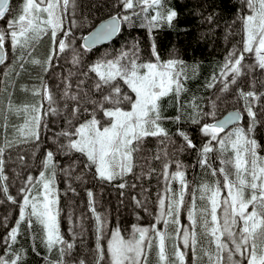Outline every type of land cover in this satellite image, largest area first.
I'll list each match as a JSON object with an SVG mask.
<instances>
[{"label": "snow or ice", "instance_id": "snow-or-ice-1", "mask_svg": "<svg viewBox=\"0 0 264 264\" xmlns=\"http://www.w3.org/2000/svg\"><path fill=\"white\" fill-rule=\"evenodd\" d=\"M111 7L112 12L107 18L87 35L78 37L74 30L83 28L88 19L78 17V0H21L17 15L12 19H6L12 13L11 0H0V20H5L7 25L6 28L0 27V64L5 63L10 44L11 49L19 53L16 61L23 69L27 57L33 55L34 43L47 35L51 47L46 59L33 58L30 62L41 66L45 73L62 59L69 65L67 74L61 76L62 87L57 85L60 88L58 97L42 78L40 87L32 89L34 96L41 97L35 104L16 106L9 93L4 110L5 124L0 127H7L8 112H23L25 125L18 130L22 133L19 141H9L5 135L0 146V204L11 202L19 209L18 218L11 227L8 216L0 218V227L7 231L0 237V264H23L26 250H16L15 245L22 234V226L30 232L34 224L42 228V243L47 251L55 250L58 254V258L49 260L48 264H69L74 243L64 238L59 227L60 210L55 207L58 204L55 190L58 172L69 180H81L82 176L74 173L82 168L101 183L123 181L138 166L137 159L148 163V158L140 155L148 137L157 138L160 145L152 159L161 162L160 175L164 179L163 192L157 194L159 212L156 216V222H162L164 229H158L156 224L149 227L133 224L131 235L125 238L117 226L111 230L105 249L101 241L107 220L96 211L94 194L88 190V208L96 221L95 264H147L153 249L158 264H186L189 251L192 264H202L205 257L207 264H264V156L259 155L261 145L253 135L258 124L264 126V119L258 118V111L254 110L264 98V91L256 90L255 79L257 68L264 74V0H241V9L246 7L251 13L239 16L244 33L241 47H234L227 53L219 76L213 73L207 84L212 88L218 82L219 91L227 93L230 86L238 85L242 77L253 76L251 90L244 91L239 87L236 90L237 99L244 102L243 112L237 109L223 119H217L215 100L210 111H204L195 98L189 105L192 112L187 119L199 126L206 140L199 150L179 127L175 135L182 138V143L177 145L162 126L165 119L177 125L182 120L184 105L180 103V96L187 91L183 84L188 78L187 65L175 55L161 60L154 32L165 26L174 28L178 11L168 0H112ZM204 22L214 23V14L204 17ZM125 26L147 30L150 41L148 60H142L140 41L134 39L118 54L106 53L93 63L85 64L86 53L121 34ZM77 40L82 41L79 46ZM253 53L254 62L246 64L247 55ZM91 74H94L93 82L85 89ZM4 75L9 74L5 72ZM259 86L264 88V80L259 81ZM169 94L175 95L180 113L172 118L162 115L160 103ZM259 112L264 115V105L260 106ZM243 113L249 120L247 128L235 125L229 128L230 124L242 119ZM49 116L61 117L64 127L53 133L51 146H44L42 131L48 130ZM208 118L211 122H207ZM18 145H31L33 158L42 146L43 150L38 176L28 174L22 178L17 194L13 195L10 191L13 180L6 174L7 160L10 159L6 152ZM169 145L173 147L170 149ZM216 145H219L218 149ZM229 150L230 154L225 156ZM186 151H196L197 164L209 170L213 177L222 176V180L200 186V199L205 201L202 208L195 207L193 193V205L188 210L190 223L181 225L180 208L184 204L188 183L185 165L174 157ZM214 152L220 158L219 168L211 163L210 154ZM59 157L68 158V165H61ZM17 159L23 163L25 157L18 155ZM170 165L175 166V171L169 170ZM155 172L156 169L150 168L141 175ZM14 175L21 179L20 173ZM172 181L179 182L178 192L173 191ZM116 187L125 189L128 185L121 182ZM222 189L227 190L223 197ZM68 190L75 192L71 184ZM132 199L138 207L148 211L141 200L135 196ZM68 219L71 223V214ZM169 227L174 231H169ZM173 238L181 243H174V250L169 255L166 242ZM201 241H205L207 247ZM32 250L36 251L34 245ZM78 264L88 262L80 259Z\"/></svg>", "mask_w": 264, "mask_h": 264}, {"label": "trees", "instance_id": "trees-1", "mask_svg": "<svg viewBox=\"0 0 264 264\" xmlns=\"http://www.w3.org/2000/svg\"><path fill=\"white\" fill-rule=\"evenodd\" d=\"M168 2L171 7L178 11V22L174 28L165 26L158 29L154 32V36L161 60H168L173 58L174 55L178 56L180 60L185 62L191 73L195 71L196 66L200 65L197 68L198 70L200 69L201 74L198 79L190 82L189 87L193 91L190 95L186 91V98L197 99V102H200L199 104L204 111H210L212 109V101L215 100L218 106L216 110L217 117L231 108H240L243 112L244 102L237 99L236 90L238 87L243 88L244 91L251 90L250 85L253 76L242 77L238 85L230 86V90L227 93H221L219 91L218 82L212 88L207 87V84L211 82L210 78L213 73L219 76L227 53L234 47H241L240 41L244 33L242 31V21L239 19V16L249 15L251 14L250 11L246 7L243 10L241 9V0H168ZM78 4L79 8H81L80 14L77 13L78 17L88 18V24L85 28L78 31L74 30L78 37L90 31L98 21L112 12V0H78ZM11 7L12 13L6 19H12L17 14V0H11ZM210 13H213L215 18V22L212 24L204 22V17H207ZM138 24L139 21H137ZM6 26V21L0 20V27L6 28ZM134 39L140 41L142 60H148L150 41L147 30L139 26L135 28L125 26L122 33L112 41L94 47L92 52L86 53L84 62L85 64L93 63L106 53L114 56ZM81 43L82 41L77 40V46ZM35 44L33 48L37 46ZM45 53L40 52V60L45 59ZM29 58L27 57V62L24 63V68L21 69L12 54L9 44L5 63L0 65V125L5 124L4 110L9 102V93L11 94L12 103L16 106L30 105L33 101L37 103L41 97L34 96L31 93V89L40 87L42 78L56 92L57 97L59 96L60 88L57 85H61V76L67 74L69 65L62 59L54 63L49 72L45 73L41 66L34 65L31 62L29 63ZM254 60V53L248 54L245 63H253ZM10 62H12L11 67L9 66ZM5 72L9 75L5 76ZM16 73H19V75H16ZM73 79L75 80L76 77H73ZM93 79L94 74H91L84 85L85 89L91 87ZM255 79L257 81V92L264 91V88L259 86V81L264 80V74L261 73L259 68L255 70ZM183 99L181 94L180 103L184 105V108L182 110V120L179 125L169 119L165 120V122L163 121L164 127L172 135L177 145L182 143V138L175 135L179 127L190 136L196 144L197 150H199L206 140L200 133L199 126L192 124L187 119L185 113L187 105H185ZM261 105H264V98L257 103L254 110L258 111V118L264 119V115H261L259 112ZM171 114H173L171 118L180 114L177 111V104L176 107L174 106L171 109ZM243 114L244 119L242 122L247 124L249 122L247 114ZM47 119L49 121V127L47 131H42V140L44 146H51L53 133L58 132L64 127V122L61 117L49 116ZM207 122H211V118H208ZM6 124V128L0 127V146L3 144L5 135L9 141H19L21 139L22 133L18 130L25 125V114L23 112L19 114L8 112ZM253 135L261 145L259 153L264 155V126L258 124ZM159 147L157 138H145L140 155L147 157L148 163L145 164L143 159H137L136 163L138 166L134 169V172L128 174L123 181L118 180L113 184L101 183L93 179L92 173L86 172L82 168L74 173V175H81V180H75L74 178L69 180L63 173L58 172L56 181L59 191L58 205L60 210L59 222L61 232L65 239L74 243L72 255L68 258L69 264H73V262L78 264L80 259H84L88 264H95L96 221L88 208V190H91L94 194L96 211L102 214L107 220L105 236L101 241L104 247L107 232L115 229L117 226H119L125 236H130L133 224L138 226L155 224L158 211L157 194L162 193L164 189V179L160 175L161 162L152 159ZM172 147V145H169L170 149ZM32 150L31 145H18L6 152V156L10 157L7 160L6 174L13 180L10 189L13 195L17 194L18 187L22 183V178L28 174L34 176L41 169L40 160L42 159L43 146L42 150L36 153V158L32 157ZM18 155L25 157L23 163L17 159ZM210 156L213 167L218 168L220 166L218 153L214 152ZM174 159L182 161L185 165L184 171L188 187L184 196V204L182 205V216L186 221V216L185 214L183 215V212L188 209L187 203L191 194L195 193L198 188L199 177L202 174L211 173L209 170L202 169L197 164L198 156L196 151L178 153ZM59 160L63 166H67L69 163V159L65 157H59ZM150 168L156 169V172L152 175H141L142 171L147 172ZM169 170L175 171V166L170 165ZM15 173H20L21 179H16ZM137 177L140 178L137 179ZM121 182H126L128 187L125 189L117 188L116 184ZM69 184L75 189V192L68 190ZM132 184H135L136 187L132 188ZM171 187L173 191L178 192L180 184L178 181H172ZM134 196L144 203L148 211H144L143 208L136 205L132 199ZM70 214L72 216L71 223L68 219ZM18 215V207L11 204V202L0 204V218L8 216L9 227L14 225ZM159 226L163 228V224L160 225L159 223ZM69 228H72V232H69ZM169 230L174 229L169 227ZM6 234L7 231L0 227V237ZM0 245H2V241H0ZM21 248L26 250L23 264H48L49 260L54 261L58 258L57 255L53 257L48 255L44 249L33 252L29 243H27L26 248L19 246L18 250ZM153 252L156 253V250L153 249Z\"/></svg>", "mask_w": 264, "mask_h": 264}, {"label": "rangeland", "instance_id": "rangeland-1", "mask_svg": "<svg viewBox=\"0 0 264 264\" xmlns=\"http://www.w3.org/2000/svg\"><path fill=\"white\" fill-rule=\"evenodd\" d=\"M20 3H21V0H17V6H18V8H19V5H20ZM81 8H79L78 9V13L80 14V12H81V10H80ZM17 15V14H16ZM15 15V16H16ZM87 24H88V22L86 21L85 22V24H84V27L83 28H85V26H87ZM82 29V28H81ZM80 29V30H81ZM36 44H37V46L35 47L34 46V48L31 50L32 51V53H33V55H32V57H30L29 58V63H30V61H31V59H33V58H36V59H40V52H46L45 53V56H44V58L46 59V57H47V54H48V52H49V49H50V47H51V41H50V36H47V35H45V36H42L41 38H40V40H38V41H36L35 42ZM35 44V45H36ZM47 48V49H45V48ZM42 48V49H41ZM12 50V49H11ZM43 50V51H42ZM12 54H13V56H14V58H16L18 55H19V53L18 52H16V51H14V50H12ZM9 66L11 67L12 66V62H10L9 63ZM200 66V65H199ZM199 66H196V69H195V71L194 72H190V70H189V68H187L186 67V73H187V79H184L183 80V84H184V87H185V89L187 90V94L188 95H190V93H192V89L189 87L190 86V82L192 81V80H196V79H198L199 78V76H200V74H201V72H200V69L198 70V68H199ZM198 67V68H197ZM197 84V83H196ZM186 92V91H185ZM185 92L184 93H181L182 94V96H183V101H184V103H185V105H187V109H185V113H186V115L188 116V114L189 113H191L192 112V109H191V107L189 106L192 102H193V99L192 98H186V96H185ZM31 93H32V89H31ZM198 100L197 99H195V102L196 103H200V102H197ZM36 101H33L31 104H34ZM161 110H162V115L164 116V117H169V118H171V116L173 115V114H171V109H173L174 108V106L176 107V104H177V101H176V97H175V95L174 94H169L167 97H164V98H162L161 99ZM200 105V104H199ZM200 107H201V105H200ZM202 108V107H201ZM165 120H169V119H165ZM165 120H164V122H165ZM249 123V122H248ZM248 123L247 124H245V123H243V122H240V123H236V124H234L235 126H239V127H244V128H247V126H248ZM233 125V126H234ZM163 127H164V123H163V125H162ZM233 126H231L230 128H232ZM165 128V127H164ZM216 147L217 148H219V145H216ZM230 154V150H229V153H226L225 154V156H227V155H229ZM259 155H261V156H264V155H262V154H260L259 153ZM220 164V163H219ZM220 166H218V168H219ZM41 170V169H40ZM234 171V170H233ZM38 174H39V172L36 174V175H34V177L35 176H38ZM186 179V178H185ZM187 180V179H186ZM215 180H222V176H220V175H218V176H216V177H213L211 174H202L200 177H199V184H198V188H197V190H196V192L194 193L195 194V207L197 208V209H199V208H202V207H204V205H205V201H201V199H200V196H201V190H200V186L202 185V184H206V183H208V184H211V183H213ZM41 189H42V186H41ZM55 190H56V192H57V194H58V201H59V191H58V186H57V181L55 182ZM187 190V189H186ZM186 192V191H185ZM226 192H227V190L226 189H222V191H221V197H223L224 195H226ZM188 205H187V210H185V212H183V215L185 214V216H186V221L183 219V216H182V211H183V208H182V206H181V208H180V217H179V219H180V224L181 225H187V224H189L190 222H189V220H188V210H189V208L193 205V194H191V196H190V198H189V200H188V203H187ZM56 208H58L59 209V205L57 204L56 206H55ZM249 211H251V207L249 208ZM158 212H159V209H158V211H157V215H158ZM220 214V209H218V215ZM18 218V217H17ZM34 219V218H33ZM58 220H59V217H58ZM15 224V223H14ZM155 224H156V227L158 228V229H161V230H163L164 229V225H163V228L161 227V226H159V223H157V222H155ZM161 224H163L162 222L160 223V225ZM138 226V225H137ZM140 227H149L150 225H139ZM59 227H60V222H59ZM107 227V226H106ZM106 230V229H105ZM121 230V229H120ZM60 231H61V227H60ZM169 231H174V230H169ZM198 231H199V229H198ZM21 235L20 236H18V243L15 245V249L16 250H18V247L20 246H24V248H26V245H27V243H29L30 245H31V247H32V249H33V245L35 246V248H36V250H40V249H44L45 250V252L48 254V255H50V256H54V255H57L58 256V254H57V252L55 251V250H53L51 253H49L48 251H47V249L44 247V245H43V243H42V239H43V236H44V233H43V231H42V228H41V226L40 225H38V224H34V226H33V228L31 229V231L29 232V231H27L26 229H25V227L24 226H22V228H21ZM28 234V235H27ZM61 234H62V232H61ZM121 234L125 237V238H128L129 236H125L123 233H122V231H121ZM63 235V234H62ZM110 237H111V231H109V232H107V236H106V239H105V248L107 247V240L108 239H110ZM169 242V243H168ZM203 244H204V246L205 247H207V244H206V242L205 241H201ZM167 245H168V251H169V255H171V253L173 252V247H172V245L174 244V243H177V244H179V243H181L178 239H176V238H173V239H169L167 242ZM213 248H214V245H213ZM155 250V249H154ZM181 250H183V248H182V246H181ZM147 264H158V258H157V255H156V253L155 252H153V250H152V252L150 253V255H149V258H148V262H147ZM186 264H192V254H191V252L189 251L188 252V255H187V257H186ZM202 264H207V258L205 257L204 258V260H203V262H202Z\"/></svg>", "mask_w": 264, "mask_h": 264}, {"label": "water", "instance_id": "water-1", "mask_svg": "<svg viewBox=\"0 0 264 264\" xmlns=\"http://www.w3.org/2000/svg\"><path fill=\"white\" fill-rule=\"evenodd\" d=\"M108 17V16H107ZM107 17H105V18H107ZM104 19V18H103ZM102 20V19H101ZM101 20L100 21H98L97 23H96V25L95 26H98L99 25V23L101 22ZM94 26V27H95ZM93 27V28H94ZM89 32V31H88ZM88 32L87 33H85L84 35H87L88 34ZM115 38V37H114ZM113 38V39H114ZM112 39V40H113ZM112 40H110V41H112ZM110 41H108V42H110ZM107 43V42H106ZM105 44V43H104ZM1 65V64H0ZM238 108H232V109H229V110H227V111H225L221 116H219L217 119H223L224 117H226L230 112H233V111H235V110H237ZM243 118H244V114H243V117H242V119L239 121V122H233V124H230L229 125V127H231V126H233L234 124H236V123H240V122H242V120H243Z\"/></svg>", "mask_w": 264, "mask_h": 264}, {"label": "bare ground", "instance_id": "bare-ground-1", "mask_svg": "<svg viewBox=\"0 0 264 264\" xmlns=\"http://www.w3.org/2000/svg\"><path fill=\"white\" fill-rule=\"evenodd\" d=\"M232 109V108H231ZM238 109H240V108H238ZM241 110V109H240ZM242 111V110H241Z\"/></svg>", "mask_w": 264, "mask_h": 264}]
</instances>
